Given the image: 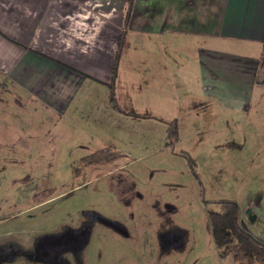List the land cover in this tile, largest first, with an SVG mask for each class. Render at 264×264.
Instances as JSON below:
<instances>
[{"label": "rangeland", "instance_id": "obj_1", "mask_svg": "<svg viewBox=\"0 0 264 264\" xmlns=\"http://www.w3.org/2000/svg\"><path fill=\"white\" fill-rule=\"evenodd\" d=\"M150 16L135 8L131 22ZM6 85L0 264H237L219 256L206 217L219 207L203 200H233L264 241V105H135L143 93L128 104L117 81L114 103L88 82L59 117ZM107 146L115 162L78 163Z\"/></svg>", "mask_w": 264, "mask_h": 264}, {"label": "crops", "instance_id": "obj_2", "mask_svg": "<svg viewBox=\"0 0 264 264\" xmlns=\"http://www.w3.org/2000/svg\"><path fill=\"white\" fill-rule=\"evenodd\" d=\"M114 68L128 104L264 105V0H0V85L60 117Z\"/></svg>", "mask_w": 264, "mask_h": 264}, {"label": "trees", "instance_id": "obj_3", "mask_svg": "<svg viewBox=\"0 0 264 264\" xmlns=\"http://www.w3.org/2000/svg\"><path fill=\"white\" fill-rule=\"evenodd\" d=\"M117 45L120 47V35ZM115 68L112 69L107 87L114 102ZM115 103V102H114ZM116 105V104H114ZM131 114V113H130ZM137 116L135 114H131ZM169 140L176 139V126L170 123L167 130ZM121 154L111 147H103L79 158L80 166L97 167L111 164L118 160ZM73 174L78 176V167L73 169ZM215 203L219 211L207 210L206 217L210 227L213 244L219 249V256H229L237 264H264V241L248 232L240 223L239 208L233 200H218Z\"/></svg>", "mask_w": 264, "mask_h": 264}]
</instances>
